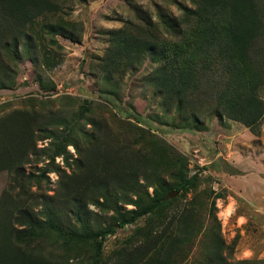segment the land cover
<instances>
[{
  "label": "trees",
  "instance_id": "trees-1",
  "mask_svg": "<svg viewBox=\"0 0 264 264\" xmlns=\"http://www.w3.org/2000/svg\"><path fill=\"white\" fill-rule=\"evenodd\" d=\"M66 1L0 0V90L15 87L18 64L28 61L39 89L55 91L41 65L54 67L60 59L42 44L40 62L35 45L37 38L46 39L44 34L50 36L49 45H58V35L77 40L78 25L47 20ZM190 2L191 7L180 6V16L157 8L155 21L139 9L135 21L109 32L95 71L109 77L124 75L148 55L157 67L144 82L156 91L163 108L195 120L216 114L258 134L264 118L259 96L264 85V0ZM67 100L66 114L49 111L45 107L51 100L35 97L22 102L29 108L0 114V172L13 176L18 187L14 200L0 199V264H69L73 253L86 264H174V250L175 264H183L184 246L198 235L203 240L202 264H256L232 263L222 255L225 247L232 252L234 244L226 246L222 238L215 192H197V176L188 184L185 155L150 130L121 119L105 103ZM4 109L0 106V111ZM102 112L111 115L114 129L102 121ZM39 141H47L46 147L38 148ZM40 161L44 168L39 174H25V165ZM49 173L60 180L57 199L49 197L60 206L44 199L41 209H31L28 191L40 187L42 179L49 183ZM175 191L178 196L168 199ZM189 193L194 195L181 209L178 203ZM108 213L110 223L91 224L90 215ZM140 219L146 227L136 228L131 236L142 234L145 246L118 250L105 260L106 238L116 227ZM48 247L61 251L53 253V263L42 257Z\"/></svg>",
  "mask_w": 264,
  "mask_h": 264
},
{
  "label": "rangeland",
  "instance_id": "rangeland-1",
  "mask_svg": "<svg viewBox=\"0 0 264 264\" xmlns=\"http://www.w3.org/2000/svg\"><path fill=\"white\" fill-rule=\"evenodd\" d=\"M180 6L191 7V2L190 0H67L61 10L56 14L48 15L47 20L53 23L64 21L78 25V30L74 33L77 40L73 41L58 35L55 38L58 45H49L50 36L44 34L46 39L37 38L36 40L40 42L35 45L40 62L43 59L42 44L46 45L52 56L55 55L60 59V63L54 67L41 65L55 83V91L45 93L40 90L34 81L33 65L25 61L18 64L15 87L10 90H0V106H5L0 114L13 109L29 108L22 102L31 97L50 99L51 102L45 108L59 113L63 110L61 114H66L69 109L70 101L67 98L107 104L121 119H127L150 130L185 155L188 161L185 166L188 184L196 176L200 177L197 192L209 189L215 192L213 199L216 217L221 223L222 238L226 246L234 244L232 252L230 247H225L222 255L232 263L251 260L256 264H264V118L260 123L259 133L254 134L244 125L225 117L218 118L216 114L206 113L195 120L191 116L179 114L175 109L163 108L156 91L144 82V78L157 67L148 55L143 56L140 65L128 69L124 75L109 77L95 71L98 67L97 59L104 54L108 46L111 30H117L125 23L135 21L139 9L155 21L157 8L180 16ZM259 96L264 100V85L259 89ZM101 117L107 126L115 128L108 112H102ZM46 145L47 141L37 143L38 148ZM68 151L75 157L72 147H68ZM41 161L38 165L32 163L25 165V174H39L44 168V163ZM56 163L61 167L64 166L61 158H57ZM47 175L49 183L46 179H42L40 187L33 186L28 191L26 202L31 209H41L44 199L60 206L49 198L52 196L53 199H57L60 180L56 173ZM12 177L5 171L0 172V199L16 198L18 187L14 186ZM165 179L170 181L168 176ZM193 195L189 193L185 199H181L178 203L179 207L181 209L187 207ZM125 208L132 207L125 206ZM89 209L97 213L93 206L89 205ZM197 209L199 212L200 208ZM110 215L111 213L103 214L97 218L90 215L91 224L94 227L106 225V222H111ZM176 224L177 220H174L172 226L175 227ZM139 227H146L144 219L123 228L116 227L115 233L104 242L103 258L109 259L116 251L127 247H131L127 251L144 247L142 234L131 236ZM202 243V236L198 235L191 243L184 246L183 264H202L199 261ZM55 252L61 253L57 247H48L43 250L42 257L53 263L56 261L53 258ZM172 255H175L172 256L175 264L177 259L175 250ZM71 256L73 257L69 264H86L82 256L76 258L75 253Z\"/></svg>",
  "mask_w": 264,
  "mask_h": 264
},
{
  "label": "water",
  "instance_id": "water-1",
  "mask_svg": "<svg viewBox=\"0 0 264 264\" xmlns=\"http://www.w3.org/2000/svg\"><path fill=\"white\" fill-rule=\"evenodd\" d=\"M177 194H178V192H172V193H169L168 195H167V198L168 199H171V198H174V197H176L177 196Z\"/></svg>",
  "mask_w": 264,
  "mask_h": 264
}]
</instances>
